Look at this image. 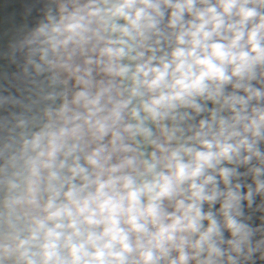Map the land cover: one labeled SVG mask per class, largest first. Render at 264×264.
I'll return each instance as SVG.
<instances>
[{
	"label": "clouds",
	"instance_id": "clouds-1",
	"mask_svg": "<svg viewBox=\"0 0 264 264\" xmlns=\"http://www.w3.org/2000/svg\"><path fill=\"white\" fill-rule=\"evenodd\" d=\"M0 264H264V0H0Z\"/></svg>",
	"mask_w": 264,
	"mask_h": 264
}]
</instances>
